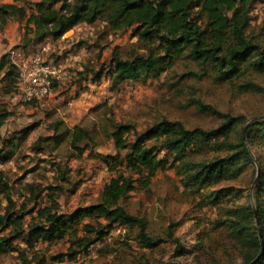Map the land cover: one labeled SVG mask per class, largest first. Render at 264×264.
I'll list each match as a JSON object with an SVG mask.
<instances>
[{
	"label": "trees",
	"instance_id": "16d2710c",
	"mask_svg": "<svg viewBox=\"0 0 264 264\" xmlns=\"http://www.w3.org/2000/svg\"><path fill=\"white\" fill-rule=\"evenodd\" d=\"M258 1L11 0L0 3V33L12 20L21 21L24 34L19 47L26 49L48 39L59 40L80 24L103 22L115 34L130 31L140 50L125 55L115 48L109 63L99 70L85 66L82 77L88 73L96 79L106 76L111 90L126 82L157 80L178 61L190 59L200 66L201 73L189 72L182 78H202L213 73L216 81L239 86L242 93L264 94V86L254 80L255 75H264V47L248 34L251 12ZM10 55L6 53L0 58V92L4 95L15 94L20 87L21 70ZM54 83L55 79L53 86ZM199 107L222 118V123L211 129H191L179 120L162 119L142 132L129 124L116 123L111 137L119 152L101 159L112 170L123 168L131 173H124L119 179L125 194L137 191L143 180L175 169L182 175L184 189L199 197L202 207L216 209L212 225L220 228L216 234L222 237L223 257L230 262L233 258L234 264H264V116L246 124L243 118L222 114L209 105L199 102ZM10 114L0 111V129ZM62 125L63 121L52 125L54 134L41 137L37 142L39 148H45L42 144L49 141L59 145L68 139L76 158L83 157L94 146L93 136L84 127L70 129L61 128ZM29 131L25 129L21 139ZM4 142L7 146L18 143ZM12 155L13 152L2 149L0 161ZM249 171L251 179L246 193L243 186L235 183L244 181ZM61 172L62 179H66L65 171ZM55 187L49 186L52 190ZM2 195L12 201L10 183L0 171V202ZM48 196L52 206L39 209L28 229L25 219L34 210L0 212V226L4 231L10 229L9 234L0 235V256L17 252L22 264L37 260L44 264L37 252L30 258L34 244H54L70 236L73 257L79 253L73 249L76 244L86 251L115 225L136 229V238L145 248L155 249L173 240L177 254L185 251L181 240L174 237L178 222L170 224L169 238L152 236L148 221L129 213L110 183L105 185L97 203L78 207L71 213H60L54 194ZM17 240L26 247L15 245ZM210 240L205 232L199 234L195 248L203 251ZM218 262L224 264L221 259Z\"/></svg>",
	"mask_w": 264,
	"mask_h": 264
},
{
	"label": "rangeland",
	"instance_id": "374dc122",
	"mask_svg": "<svg viewBox=\"0 0 264 264\" xmlns=\"http://www.w3.org/2000/svg\"><path fill=\"white\" fill-rule=\"evenodd\" d=\"M8 1L0 0V3ZM23 34V23L12 20L0 33V58L10 53L22 74L34 65V59L39 55L57 67L59 73L51 93L41 99H29L21 87L12 95L0 92V111L11 113L0 129V150L13 152L9 159L0 161V171L11 186L12 200L2 195L0 212L34 210L35 213L26 216L27 228L31 218L38 217L39 209L52 206L48 194H54L60 213H71L78 207L97 203L105 185L110 183L129 213L148 221L152 236L169 238L170 224L178 222L174 237L181 240L185 249L182 254H177L173 240L155 249L145 248L136 238V229L115 225L86 251L76 244L73 247L79 252L76 256H70L73 252L68 236L54 244H34L30 258L37 252L44 259L40 263L44 264H217L220 259L224 264H234L233 258L230 262L229 258L223 257L222 237L218 238L216 234L220 228L212 225L216 209L202 207L199 197L191 196L184 189L182 175L175 169L143 180L137 191L125 194L119 179L124 173L125 176L131 173L123 168L112 170L101 156L119 152L111 137L113 124H129L138 132L162 119L179 120L191 129L219 126L223 119L203 111L199 102L222 114L243 118L247 124L255 117L264 116V94L242 93L239 86L216 81L213 73L202 78H182L189 72L201 73L200 66L190 59L178 61L157 80L126 82L111 90L106 76L96 79L94 74L85 71L88 74L82 77L81 72L86 70V65L97 71L108 64L115 48L125 55L140 51L137 39L132 38L130 31L115 34L103 22L84 23L59 40L48 39L26 49L19 47ZM248 34L264 47V0L253 6ZM254 80L264 86V75H255ZM58 121L64 122L61 128L81 126L87 129L94 138V146L79 159L73 154L68 139L59 145L53 141L43 143L45 148L40 149L37 142L41 137L52 136V125ZM240 128L241 125L237 127ZM25 129L30 131L21 139ZM4 140L18 143L7 146ZM61 170L65 171L66 179H62ZM250 179L251 171L235 186H243L247 193ZM49 186L56 187L52 190ZM195 219L201 224L198 225ZM9 232L10 229L4 231L0 226V235ZM204 232L211 240L200 252L195 246L198 235ZM14 244L26 247L21 240ZM0 264H22V261L17 252H8L0 256ZM32 264H38V260Z\"/></svg>",
	"mask_w": 264,
	"mask_h": 264
},
{
	"label": "built area",
	"instance_id": "2783aa9c",
	"mask_svg": "<svg viewBox=\"0 0 264 264\" xmlns=\"http://www.w3.org/2000/svg\"><path fill=\"white\" fill-rule=\"evenodd\" d=\"M59 70L52 63L45 62L41 56H36L34 65L21 74L20 87L24 89L29 99H41L52 91L53 80Z\"/></svg>",
	"mask_w": 264,
	"mask_h": 264
},
{
	"label": "water",
	"instance_id": "95a60500",
	"mask_svg": "<svg viewBox=\"0 0 264 264\" xmlns=\"http://www.w3.org/2000/svg\"><path fill=\"white\" fill-rule=\"evenodd\" d=\"M221 9H224V6H222V7H221ZM254 211H255V213H257V210H256V208L254 209Z\"/></svg>",
	"mask_w": 264,
	"mask_h": 264
},
{
	"label": "crops",
	"instance_id": "0c3cea01",
	"mask_svg": "<svg viewBox=\"0 0 264 264\" xmlns=\"http://www.w3.org/2000/svg\"><path fill=\"white\" fill-rule=\"evenodd\" d=\"M9 1H11V0H9ZM9 1H8V2H9Z\"/></svg>",
	"mask_w": 264,
	"mask_h": 264
}]
</instances>
